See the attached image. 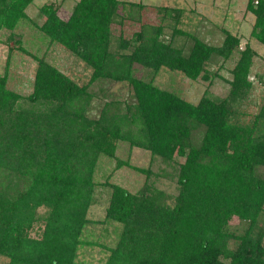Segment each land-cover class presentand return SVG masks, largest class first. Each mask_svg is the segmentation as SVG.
<instances>
[{"label":"trees","instance_id":"1","mask_svg":"<svg viewBox=\"0 0 264 264\" xmlns=\"http://www.w3.org/2000/svg\"><path fill=\"white\" fill-rule=\"evenodd\" d=\"M33 1L0 0V30L32 22L26 9ZM246 8L254 15L250 35L264 45V0H247ZM143 9L126 0H77L63 20L56 3H44L36 26L83 62L89 79L79 84L44 57L27 96L0 77V256L7 264H264V95L247 122L240 111L254 88L256 52L226 30L218 45L185 30L180 8H157L156 24L141 21ZM133 23L138 28L126 36ZM232 58L221 97L205 91L192 103L154 82L163 67L208 80L213 60ZM110 82H127L130 99L100 100ZM121 143L172 167L156 176L176 177L177 194L148 182L149 167L120 159ZM103 163L112 166L99 182ZM124 165L146 173L138 190L108 180ZM97 186L109 197L103 219L93 221ZM234 217L247 223L241 232L231 228ZM97 224L105 225L99 235ZM89 245L101 246L104 260L81 259Z\"/></svg>","mask_w":264,"mask_h":264},{"label":"rangeland","instance_id":"2","mask_svg":"<svg viewBox=\"0 0 264 264\" xmlns=\"http://www.w3.org/2000/svg\"><path fill=\"white\" fill-rule=\"evenodd\" d=\"M77 0H34L26 9L32 22L19 23L12 31L7 29L0 30V77L5 78V86L23 96H27L32 91L33 80L37 69V58L44 59L51 65L57 67L79 84L89 79L90 70L83 62L76 59L63 45L59 43H50L36 25L44 22V16L39 10V6L54 2L58 6L57 15L60 19L66 20L70 15L73 5ZM132 3H141L144 5L142 22L159 23L160 15L157 8L168 6L180 8L183 11L181 17V27L187 31L197 33L204 41L210 44H220L224 37V31H228L241 38L240 47L245 43L255 50L256 56L253 59L249 79L253 82L254 88L249 98L242 104L241 121L247 122L248 119L258 110L261 98L264 95V45L251 37L250 32L254 22V15L247 11V0H126ZM138 24V22H137ZM136 23L124 27V34L129 36L138 28ZM164 33L169 35L171 28L165 24ZM119 28H114V33H119ZM12 37V38H11ZM19 40V43L17 42ZM182 38H178L176 44L183 43ZM234 64V58L222 62L221 59L213 60L208 66L210 78L208 80L187 78L180 71H172L167 68H161L156 74L154 82L161 88L175 92L177 95L185 98L187 101L197 103L205 91L212 96L221 97L225 95L230 78V69ZM140 66H137V75L145 74ZM216 73V75H215ZM94 90H97L99 84H94ZM100 90V100H111L115 98L130 99L131 89L127 82H110L102 85ZM117 155L122 160H128L132 165L151 169L148 182H153L155 186L171 196L177 194L178 183L176 177H165L156 173L163 171L171 174L173 168L164 165L160 159L151 160L149 152L129 148L127 144L121 143L117 149ZM174 159L183 162L184 158L174 155ZM111 163H103L101 171L95 174V179L104 182L102 175L105 169L111 168ZM146 173L136 171L128 166H122L114 171L108 179L120 184L130 191L138 190L144 183ZM96 204L89 209V217L93 221L103 219L104 208L107 205L109 191L102 186H97L95 190ZM40 212L43 208L39 209ZM105 225L97 224L94 228L95 233L99 235L101 228ZM247 223L234 217L231 221V228L241 232ZM94 227V226H93ZM112 226L108 227V231ZM112 236L113 232H109ZM33 235L36 233H32ZM97 242L111 245V237L96 235L92 237ZM80 258L84 260L102 261L105 258V251L101 246L89 245L80 249ZM0 264H7V259L0 256Z\"/></svg>","mask_w":264,"mask_h":264}]
</instances>
